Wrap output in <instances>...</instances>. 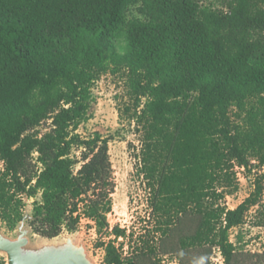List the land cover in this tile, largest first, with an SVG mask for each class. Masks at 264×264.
<instances>
[{
    "label": "trees",
    "instance_id": "trees-1",
    "mask_svg": "<svg viewBox=\"0 0 264 264\" xmlns=\"http://www.w3.org/2000/svg\"><path fill=\"white\" fill-rule=\"evenodd\" d=\"M260 1L212 10L195 0H0V220L14 229L25 197L40 193L34 232L53 238L90 220L103 264H160L162 255L209 264L215 248L223 264H264V249L238 250L229 239L254 206L255 225H264L261 189L234 208L224 203L236 188L234 168H249L251 156L264 162ZM137 2L146 18L128 23L120 54L111 38ZM110 64L126 70L123 111L140 137L150 227L138 233L107 219L113 136L76 131ZM48 121L40 137L24 135Z\"/></svg>",
    "mask_w": 264,
    "mask_h": 264
},
{
    "label": "rangeland",
    "instance_id": "rangeland-1",
    "mask_svg": "<svg viewBox=\"0 0 264 264\" xmlns=\"http://www.w3.org/2000/svg\"><path fill=\"white\" fill-rule=\"evenodd\" d=\"M195 1L205 9L224 10L229 0ZM258 3L264 10V0ZM140 6L141 3L137 2L126 7L123 23L115 30L111 38L115 50L120 54L126 50L128 23L133 19L144 20L146 18ZM91 92L88 119L80 123L76 131L82 136H89L95 131L103 136H113L109 141L108 151L113 168L115 189L112 194V211L108 213L107 219L111 227L118 224L127 229L133 228L137 233L143 232L147 226L150 227L148 219L149 195L137 171L136 154L140 147L139 133L135 129V124L128 119V113L123 111L125 105L129 103L126 70L116 68L112 64L108 65L106 70L94 80ZM118 108H121V118ZM237 113L238 110L233 108L230 112L231 118L236 119ZM49 124L50 121L30 127L24 132V135L40 137L49 130ZM33 155L36 156V153ZM262 160L261 156H251L249 168L239 166L234 168L236 188L224 198V203L228 208L236 207L258 187L261 189L260 204H264V162ZM2 167L3 161L0 159V168ZM40 199V193L34 198L25 197L26 205L22 211L23 215L31 216L32 202ZM257 207L254 206L250 209L243 224L229 231V239L238 250L262 251L264 249V225H255L258 218ZM261 214H264V206L261 209ZM20 221L15 224L14 229H9L0 220V232L7 237L16 238ZM25 224H29L31 228L28 235L31 244L62 241L65 236H68L84 244L94 264H103L105 252L103 247L98 245L97 233L92 221L82 219L76 231L64 230L53 238H45L34 232V226H38V224L33 225L30 219L26 218ZM159 258L160 264H180L174 255H162ZM209 264H223L222 255L217 248L213 250Z\"/></svg>",
    "mask_w": 264,
    "mask_h": 264
},
{
    "label": "water",
    "instance_id": "water-1",
    "mask_svg": "<svg viewBox=\"0 0 264 264\" xmlns=\"http://www.w3.org/2000/svg\"><path fill=\"white\" fill-rule=\"evenodd\" d=\"M26 218L32 219L28 214L22 216L16 238L0 232V253L5 255L6 264H94L84 244L68 236L62 241L31 244Z\"/></svg>",
    "mask_w": 264,
    "mask_h": 264
}]
</instances>
